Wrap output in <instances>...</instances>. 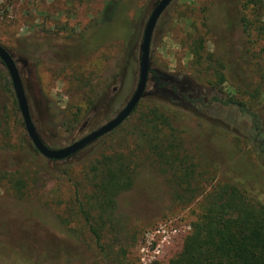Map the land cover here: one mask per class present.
<instances>
[{
    "label": "rangeland",
    "instance_id": "obj_1",
    "mask_svg": "<svg viewBox=\"0 0 264 264\" xmlns=\"http://www.w3.org/2000/svg\"><path fill=\"white\" fill-rule=\"evenodd\" d=\"M254 1L175 0L154 32L147 90L133 115L63 161L34 148L0 61V264H169L215 189L241 183L264 206V0ZM159 2L0 0V45L17 63L33 122L50 148L73 144L125 108ZM199 37L213 64L196 63L192 44ZM215 70L226 79L220 93L212 92ZM155 75L179 90L234 103L193 107L157 87ZM154 104L171 110L179 157L200 164L195 191L186 193L149 151L140 119ZM120 152L131 156L137 176L118 196L112 217H95L101 250L78 213L71 182L88 193L91 165Z\"/></svg>",
    "mask_w": 264,
    "mask_h": 264
},
{
    "label": "trees",
    "instance_id": "obj_2",
    "mask_svg": "<svg viewBox=\"0 0 264 264\" xmlns=\"http://www.w3.org/2000/svg\"><path fill=\"white\" fill-rule=\"evenodd\" d=\"M250 3L256 2L250 0ZM240 24L249 37L250 24L245 16L241 17ZM192 47L196 63L213 64L211 56L204 55L206 47L203 38H196ZM214 76L217 82L212 92L220 93L226 83L225 76L219 70H215ZM155 79L157 87L169 89L196 108L204 106L211 109L215 103L224 106L234 103L217 96L209 98L208 94L197 96L191 91L179 90L175 83L164 81L157 75ZM170 113V108L154 104L150 113L141 117L140 125L149 131L146 140L151 155L165 171L177 177L179 185L188 193L192 190L198 164H191L187 159L179 157L181 147L175 141ZM250 116L257 118L255 114ZM88 174L91 187L88 193L80 184H74L71 180L69 182L72 183L78 213L102 250L103 239L95 226V217L107 218L114 215L118 196L132 189L137 171L131 156L120 152L102 154L91 165ZM242 186L241 183L226 184L208 195V205L202 209L192 233L184 240L182 251L169 264H264V206L250 199Z\"/></svg>",
    "mask_w": 264,
    "mask_h": 264
},
{
    "label": "water",
    "instance_id": "obj_3",
    "mask_svg": "<svg viewBox=\"0 0 264 264\" xmlns=\"http://www.w3.org/2000/svg\"><path fill=\"white\" fill-rule=\"evenodd\" d=\"M174 1L175 0H160L148 19L141 44L140 71L137 89L125 108L114 119L65 148L52 149L40 136L32 119L28 98L17 63L12 54L5 47L0 45V60L11 78L18 108L21 112L28 137L41 156L50 161L67 160L99 141L101 138L116 131L133 115L147 90L150 78V57L154 32L160 18ZM114 91H116V89Z\"/></svg>",
    "mask_w": 264,
    "mask_h": 264
},
{
    "label": "flooded vegetation",
    "instance_id": "obj_4",
    "mask_svg": "<svg viewBox=\"0 0 264 264\" xmlns=\"http://www.w3.org/2000/svg\"><path fill=\"white\" fill-rule=\"evenodd\" d=\"M1 61V60H0ZM252 120H253V124H256V126H257V123H256V119L255 118H252ZM255 130L256 131H258L257 132V137L256 138H262L263 137V131H262V129H258V127H255ZM259 149L261 150V151H264V140L263 141H261V143H260V145H259Z\"/></svg>",
    "mask_w": 264,
    "mask_h": 264
}]
</instances>
